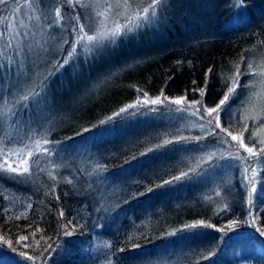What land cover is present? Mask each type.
<instances>
[{"label": "trees", "instance_id": "16d2710c", "mask_svg": "<svg viewBox=\"0 0 264 264\" xmlns=\"http://www.w3.org/2000/svg\"><path fill=\"white\" fill-rule=\"evenodd\" d=\"M10 1L14 2L6 5L20 0ZM36 2L49 35L55 36L61 51L51 50L46 67H40L33 83L25 82L32 76L25 77L22 93L9 100L10 112L6 110L0 117L3 141L7 142L8 135L2 120L4 126L9 118L19 125L29 124L32 110L50 92L76 86L79 91L90 92L87 99L84 93L65 108L46 134L55 149L56 165L64 164L72 171V164L87 183L88 174L74 160L86 159L89 143L107 139L101 138L104 133L125 128V123L133 120L143 121L145 128L144 122L151 124L153 120L162 119L164 124L162 131L152 128L149 138L139 137L128 147L108 148L100 160L85 161L91 169L92 184L87 183L80 192L68 182L45 181L42 174L27 185L15 179L14 188L29 196L31 204L26 216L9 217L0 194V264H81L94 234L110 241L114 264H139V256L151 257L167 242L181 243L197 234L207 236L212 244L195 250L199 257L179 258L181 264H231L224 257L226 244L221 241L227 235L231 242L242 240L250 264H264L261 95L253 107L257 75L264 71V0H249L240 11L237 0H218L210 17L212 26L206 17L197 15L190 0H175L168 12L159 15L160 24L149 27L141 47L128 44L105 55L115 59L104 64L86 61L76 48L81 25V34H91L94 28L82 14V6L68 9L66 0ZM160 4L161 0L157 13ZM58 8V26L66 28L62 37L56 36L60 30L53 23ZM231 17L238 18L236 24L231 23ZM73 47L76 52L69 58ZM9 57L10 52L2 56L0 65ZM66 59L68 63H64ZM74 78L79 79L77 84L71 82ZM32 89L41 95L24 101L23 95L31 97ZM2 93L5 97V91ZM225 95L228 99L218 112L206 123L204 120L206 126H195L192 134L189 129L193 122L171 103L182 100L202 112L205 119L206 109L216 107ZM156 98L160 103L146 105ZM250 114L258 116L257 120L246 122ZM32 130L35 135L36 129ZM229 133L240 138L244 147L232 141ZM225 147L235 155L221 153ZM246 147H253L258 155L250 157ZM179 148H183L182 155ZM189 149L194 151V159L181 160V166L174 167L179 156L190 157ZM209 170H216L221 177L210 191L204 188L208 183L204 175ZM88 191L95 193L93 199Z\"/></svg>", "mask_w": 264, "mask_h": 264}, {"label": "rangeland", "instance_id": "374dc122", "mask_svg": "<svg viewBox=\"0 0 264 264\" xmlns=\"http://www.w3.org/2000/svg\"><path fill=\"white\" fill-rule=\"evenodd\" d=\"M178 1L180 3V0ZM190 1L192 8L197 15L206 17L212 26L213 22L210 17L214 15V8L218 5V0ZM8 2L14 1L5 0L4 3H0V14H2L0 17V59L2 56H8V53L10 52L11 58L9 57L10 59H5V64L12 66V71L6 72L5 75L0 78V117L2 118L3 113L6 112V110L9 112L11 110V107L8 106L10 104L9 100L15 95L22 93L20 91L24 86V78L32 76V79H30L29 82L25 81L31 85V83H33L32 80L36 79L40 67L42 70L46 67L45 63L48 61L51 50L61 51V45H58V42L54 38L55 36L52 37L49 35L47 23L37 11L36 0H20L19 2H16L15 5L11 6L6 5ZM66 3L68 4V9H70V6H82V14L88 21L90 27L94 23L93 32L89 35H95L101 29H112L115 27L116 23L121 25L127 23L125 16L116 14L118 11H125L123 6L124 0H66ZM129 3L131 4V7L128 9L130 13H142L143 9L149 7L151 0H129ZM174 3L175 0H161L157 15L159 16L165 10L168 12V9H170V6H173ZM110 5L112 6V10H109ZM97 13H105V15L98 16ZM149 14H151V10H149ZM230 19L232 24H236L238 21V18L236 17H231ZM60 22L61 18H58L56 14H53V23L57 24V27H59L60 30V33L56 36L62 37L65 34L66 28L58 26ZM147 31H149V27L129 33L127 36L122 37L115 46H110L102 55L91 56L86 61L96 63L100 60L102 61V64H104L108 59H115L114 56L105 57V55L115 53V51L119 52L128 44H134L135 46L141 47L143 41L146 40ZM76 40L77 36L75 37V41ZM76 48L83 55L82 47L76 44ZM2 64L4 65V63ZM50 66L51 65H49L48 68ZM260 74L261 75H257L259 82L256 83L255 87L254 94L256 99L253 98V107L257 106L256 101L258 100L259 95L264 98V71ZM71 82L77 84L79 79H71ZM76 88L78 87L76 86L73 90L50 92L48 97L41 99L39 106L32 110V117L27 125H19L18 122L9 118L5 121L4 126V120H2L3 131L8 136L6 138L7 142L3 141L4 138H0V194L5 198L7 216L14 218L26 216L31 204L29 196L17 192L16 188H14L13 185H15V179L16 181L22 179L21 184L23 183L24 185H27L26 182H30V179L31 181L35 180L40 174H42L44 175L42 179L45 181L53 178L59 183L68 182L72 189L80 192L84 187H87V183L90 186L92 184L91 169L84 164L85 161L91 162L95 161V159L100 160L104 157L108 148L112 147L113 149H119V147H123L124 145L128 147L139 137L144 139L149 138L152 134V128L162 131L164 124L162 119H158L157 121L153 120L151 124L144 122L146 128L142 127L141 123H143V121L139 122L133 120L132 123H125V128H114L113 130L104 133L101 138L107 139L89 143L86 159L76 157L79 159L74 160V162L79 165L80 170L88 174L86 183L80 172L73 170L72 164H70L72 171H70L64 164L56 165V162H54L55 149L50 146L51 143L48 142L49 138L46 137L49 130L48 126L52 127L53 123L63 116L65 108L72 106L75 99L81 98L84 93V97L87 99L90 92L79 91ZM2 91H5V97ZM97 93L99 92H96V94ZM154 100H156L157 103H160L159 98ZM152 101H147L148 104L146 105H154ZM171 103L174 105L173 107L176 111L179 110L186 119L193 122L192 125L194 127L189 129L190 134L195 132V126H206L204 120L206 123L210 118L206 115V112L204 114L206 116L205 119H202L203 115L200 114L202 112L197 111V109L190 104L184 105L183 102L181 104H176L174 102ZM34 105H36V103ZM150 111H153V109ZM248 118L249 119L245 120L246 122L248 120H257L258 116L256 117L255 114H250ZM172 120L173 119H171V122ZM196 121L201 123V125L195 124ZM136 122H139L140 124H137ZM166 122L169 123L168 121ZM157 123H160L161 125L159 126ZM29 126L31 130H28ZM32 129H36L35 135L33 134L34 131ZM38 133H40V135H38ZM238 140L241 139L238 138ZM231 151L233 150H231L230 147L221 149V153L226 152V155L229 154L228 156H234L235 154L233 155ZM182 153L183 148H179L178 154L182 155ZM193 155L194 151L189 149L190 157L179 156L177 163L173 164L174 167H180L182 163L181 160L192 161L194 158L191 156ZM218 174L219 173L216 170H209L205 173L204 179L209 183H206L204 187L205 189L210 191L216 188V185L221 180V177ZM98 175L97 171V177L99 178ZM40 180L41 179L38 180V184H40ZM96 182H98L97 179ZM181 187L182 185L180 184L177 188L180 189ZM89 194L90 197L91 195H95V193L92 192ZM96 197L97 196H95V198ZM83 217L86 218V216ZM199 230L202 231L201 229ZM228 236L229 235H227L224 240L221 238V241L226 244V246L223 247L225 248L224 257H228V259L231 260V264H250V260L245 258V253L249 251L244 245L242 246V244H244L242 240L239 239L231 242V239ZM180 239L177 238V240ZM211 244L212 241L209 240L207 236L197 234L196 236L184 238L181 243L178 242L175 244L169 241L164 244L163 247L158 248L151 257L148 254H145L136 259L139 264H181L178 260L179 258L181 259L183 256H187L188 258L199 257L194 251L203 250ZM81 264H114L110 241L101 234H94L92 236V244L88 255Z\"/></svg>", "mask_w": 264, "mask_h": 264}, {"label": "snow or ice", "instance_id": "6c2138e0", "mask_svg": "<svg viewBox=\"0 0 264 264\" xmlns=\"http://www.w3.org/2000/svg\"><path fill=\"white\" fill-rule=\"evenodd\" d=\"M5 0H0V3H4ZM160 3V0H151L148 8L143 9L141 12H129L128 9L131 7L129 0H124L123 6L125 8L124 12H117V15H123L127 19V23L121 25L116 23L115 27L112 29H101L95 35H89L87 33L81 35L83 33V26L81 25L79 32H77V40L76 44L80 45L83 49V55L87 60L91 56L102 55L110 46H115L117 42L124 36H127L129 33H133L136 30L143 29L146 27H151L152 25L160 23V17L157 15L156 5ZM248 0H237L238 11L243 10L247 6ZM119 6V5H118ZM109 10H112V6H109ZM149 10H151V14H149ZM98 16L105 15V13H97ZM56 16L59 18L60 9L56 10ZM75 52V47H73L72 52L69 53V58L72 56V53ZM64 63H68V59L64 61ZM63 65H61L62 67ZM12 66L9 64L0 65V78H2L6 72H11ZM238 83L234 81V84ZM32 96L29 97L27 94H24L22 99L24 101H31L32 99L41 95V93L32 89ZM234 91V87L229 90ZM228 99V95H225L224 98L220 101V103L210 109H206V115L211 117L213 113L218 112L219 107L223 105ZM176 104H181V100L173 101ZM153 104L157 103L156 100L152 101ZM199 103V102H197ZM219 126V125H218ZM222 131L224 129H221ZM231 135V133H229ZM232 141H238L240 147H244L243 141L238 140L236 135H231ZM245 151L250 154V157H255L258 155V151L254 150L253 147H246ZM259 152H264V147L259 149ZM15 171V169H14ZM26 171V169H25ZM264 235V232L261 233Z\"/></svg>", "mask_w": 264, "mask_h": 264}]
</instances>
